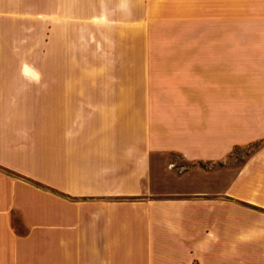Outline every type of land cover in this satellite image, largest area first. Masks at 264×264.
<instances>
[{
    "label": "crops",
    "instance_id": "0c3cea01",
    "mask_svg": "<svg viewBox=\"0 0 264 264\" xmlns=\"http://www.w3.org/2000/svg\"><path fill=\"white\" fill-rule=\"evenodd\" d=\"M170 1L0 0V264H264V144L227 162L264 92L237 48L159 46Z\"/></svg>",
    "mask_w": 264,
    "mask_h": 264
},
{
    "label": "rangeland",
    "instance_id": "374dc122",
    "mask_svg": "<svg viewBox=\"0 0 264 264\" xmlns=\"http://www.w3.org/2000/svg\"><path fill=\"white\" fill-rule=\"evenodd\" d=\"M171 4L174 21L170 19L167 21L170 24L162 25L159 46L237 48L244 54L243 58L252 63L243 60L244 72L249 79L256 80L258 91L264 92V0H171L166 5ZM15 21L13 30L19 36V50L31 54L27 57L33 58L29 63H35L37 67L42 63L41 7L29 12L20 11ZM249 79L244 77V83L251 81ZM263 144L264 140H261L237 148L227 162L238 168ZM171 159L189 165L177 155Z\"/></svg>",
    "mask_w": 264,
    "mask_h": 264
}]
</instances>
